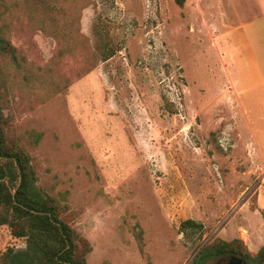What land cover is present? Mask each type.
<instances>
[{"label": "rangeland", "instance_id": "rangeland-1", "mask_svg": "<svg viewBox=\"0 0 264 264\" xmlns=\"http://www.w3.org/2000/svg\"><path fill=\"white\" fill-rule=\"evenodd\" d=\"M193 1L87 0L72 19L79 41L61 55V28L40 25L50 11L38 0H0V35L15 48L0 56L3 115L35 186L91 243L87 264H196L216 238L253 256L264 246V113L243 96L257 144L206 1ZM99 43L115 54L81 75ZM188 219L201 231L181 228ZM24 245L0 226V253Z\"/></svg>", "mask_w": 264, "mask_h": 264}, {"label": "trees", "instance_id": "trees-1", "mask_svg": "<svg viewBox=\"0 0 264 264\" xmlns=\"http://www.w3.org/2000/svg\"><path fill=\"white\" fill-rule=\"evenodd\" d=\"M38 1V5L50 11V23L40 18L47 15L42 13L38 20L40 25L49 30L61 28L54 32L66 40L60 54H71L79 41L72 19L87 0H62L64 5L59 8L50 6L47 0ZM115 52L108 44H96L90 53L91 61L81 75L91 70L98 59L106 60ZM7 54L15 58V48L0 35V56ZM12 131L0 102V226H7L12 237L25 240L24 247L7 246L0 253V264H87L91 243L72 225L68 207L35 186L36 175L30 156ZM181 228L201 231L203 226L188 219L181 223ZM208 247L210 251L204 254L202 250L204 255L196 264H201L206 257L221 255L255 263L264 258V246L253 256L239 238L230 241L216 238Z\"/></svg>", "mask_w": 264, "mask_h": 264}, {"label": "crops", "instance_id": "crops-1", "mask_svg": "<svg viewBox=\"0 0 264 264\" xmlns=\"http://www.w3.org/2000/svg\"><path fill=\"white\" fill-rule=\"evenodd\" d=\"M203 1L207 30L214 34V44L222 43L229 80L233 87V80L236 81L234 94L251 128V112L243 96L251 97L252 106L264 113V0H194L193 10L203 11ZM252 136L259 144L254 132Z\"/></svg>", "mask_w": 264, "mask_h": 264}, {"label": "flooded vegetation", "instance_id": "flooded-vegetation-1", "mask_svg": "<svg viewBox=\"0 0 264 264\" xmlns=\"http://www.w3.org/2000/svg\"><path fill=\"white\" fill-rule=\"evenodd\" d=\"M232 257V256H231ZM263 257V256H262ZM239 259H241V260H243V261H245V263L247 264V262H246V260L245 259H242V258H239ZM256 264H264V258H260L258 261H257V263Z\"/></svg>", "mask_w": 264, "mask_h": 264}]
</instances>
